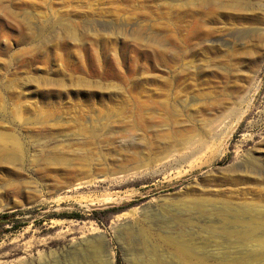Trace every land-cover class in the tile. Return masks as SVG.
I'll use <instances>...</instances> for the list:
<instances>
[{"label": "rangeland", "instance_id": "1", "mask_svg": "<svg viewBox=\"0 0 264 264\" xmlns=\"http://www.w3.org/2000/svg\"><path fill=\"white\" fill-rule=\"evenodd\" d=\"M207 1L0 0V264H264V0Z\"/></svg>", "mask_w": 264, "mask_h": 264}, {"label": "bare ground", "instance_id": "2", "mask_svg": "<svg viewBox=\"0 0 264 264\" xmlns=\"http://www.w3.org/2000/svg\"><path fill=\"white\" fill-rule=\"evenodd\" d=\"M207 2L211 3V2H214V0H208ZM247 6H249V4L247 3L246 0H237L236 4H235V11L236 12H241V11L243 12V11H245V9H247ZM236 15L237 16L234 19H238L242 14L241 15L236 14ZM236 36H237V33H227L224 42L230 46L235 45L237 43L236 40H238ZM232 40L234 41L235 44L232 42ZM149 206H151V205H149ZM147 208H149V207H147ZM94 250H95V252H98V246L97 245H94ZM99 264H109V261L105 259L104 261L99 262Z\"/></svg>", "mask_w": 264, "mask_h": 264}, {"label": "trees", "instance_id": "3", "mask_svg": "<svg viewBox=\"0 0 264 264\" xmlns=\"http://www.w3.org/2000/svg\"><path fill=\"white\" fill-rule=\"evenodd\" d=\"M15 215H16L15 213L4 214V215L2 216V218H3V219H7V220H9V219H12ZM67 217H70V218H79L80 216L75 215V216H67ZM4 225H5L4 223H0V235H1L2 233H4V230H3V228H2Z\"/></svg>", "mask_w": 264, "mask_h": 264}, {"label": "water", "instance_id": "4", "mask_svg": "<svg viewBox=\"0 0 264 264\" xmlns=\"http://www.w3.org/2000/svg\"><path fill=\"white\" fill-rule=\"evenodd\" d=\"M97 238H99V239H101V240H103V241H105V242H107V238H106V236L105 235H98V237ZM108 247H111L109 244H108Z\"/></svg>", "mask_w": 264, "mask_h": 264}]
</instances>
